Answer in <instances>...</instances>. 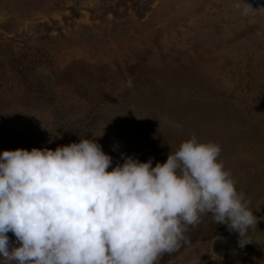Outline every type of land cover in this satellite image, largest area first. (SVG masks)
Wrapping results in <instances>:
<instances>
[{
  "label": "rangeland",
  "instance_id": "374dc122",
  "mask_svg": "<svg viewBox=\"0 0 264 264\" xmlns=\"http://www.w3.org/2000/svg\"><path fill=\"white\" fill-rule=\"evenodd\" d=\"M0 0V152L94 139L164 163L221 147L257 217L252 243L203 216L156 264H264V0ZM111 168H109V171ZM10 241L15 236L8 233ZM0 264H7L0 258Z\"/></svg>",
  "mask_w": 264,
  "mask_h": 264
},
{
  "label": "clouds",
  "instance_id": "9594fccd",
  "mask_svg": "<svg viewBox=\"0 0 264 264\" xmlns=\"http://www.w3.org/2000/svg\"><path fill=\"white\" fill-rule=\"evenodd\" d=\"M243 16L254 9L234 0ZM220 145L193 136L166 162L113 157L94 139L0 152V258L7 264H156L190 244L188 226L212 223L252 243L257 217ZM109 168L111 170L109 171ZM11 232L16 240L10 241Z\"/></svg>",
  "mask_w": 264,
  "mask_h": 264
}]
</instances>
